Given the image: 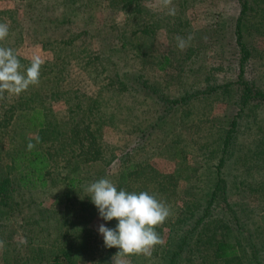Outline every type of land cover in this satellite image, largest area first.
Returning <instances> with one entry per match:
<instances>
[{"label":"rangeland","instance_id":"1","mask_svg":"<svg viewBox=\"0 0 264 264\" xmlns=\"http://www.w3.org/2000/svg\"><path fill=\"white\" fill-rule=\"evenodd\" d=\"M156 3L157 0H145L140 18L147 26L141 27L140 19L128 12L117 9L109 14L106 10L97 11L100 4L96 0L90 1L87 8L86 0H78L72 6V23L63 27L68 30L65 32L48 24L50 19L59 18L56 0H0V22L10 25L9 36L0 41V46L16 50L25 67L33 55L39 54L45 60L38 86H31L18 96L5 93L4 99H0V180H9L7 192L0 194V211L7 212L0 215V240L5 242L4 249L0 250V264H47L43 260L57 251L59 243L53 242L54 235H50L48 242V238L43 239L44 235L40 242L39 237L28 230L37 233L35 220L41 219L40 214L44 213V220L48 221L50 212L56 209L55 194L61 191V176L81 179L70 193L72 199L84 200L87 197L84 189L92 182L91 177L108 178L117 185L120 177L134 165L149 167L145 173L150 184H161L168 189L167 198L163 200L170 205L172 215L156 229L165 244L157 246L151 258L136 255L129 259L132 264H169L175 234L180 232L176 222L187 213L186 207L192 196L190 188L194 187L198 192L199 187L207 186L213 168L206 151L226 135L231 120V113L226 112L224 104L213 101V94L219 86L237 80L234 32L239 5L236 0H176L173 1L176 15L171 16L166 9L154 10ZM259 8L264 10L259 4L255 9L258 16ZM86 12L93 16L91 21ZM254 19L246 27L245 36L257 72L264 73V30L256 26ZM180 28H184L185 37H192L183 51L177 47L176 40L178 36L183 37L178 32ZM255 67L251 65L246 75ZM125 75H129V82L136 81L138 93L117 86L116 78ZM153 90L170 99L186 93L190 95L194 90L213 92L202 97L203 101L191 98L183 106L179 104L173 110L176 113L168 115L160 129L147 135L149 126L156 122L160 113ZM214 96L220 97L219 93ZM27 97L43 104L47 127L42 133L29 129L26 114L20 113V107L25 109L28 106L23 105V99ZM210 103V115H205L203 111H207ZM89 108H93V112L84 113ZM185 109L191 112L188 121L198 123L199 119H207L208 124H203L199 133L197 130L177 129L180 111ZM5 113L7 124L3 122ZM89 122L92 123L91 129L95 128L93 122L100 127L97 137L101 153L99 161L85 166L80 158H75L62 168L64 157L58 152L54 154L56 158L51 157L47 178L49 187L39 188L33 184V178H29L23 188L18 186V180L30 175L22 165L9 162L7 152L15 156L32 143L49 149L52 154L59 150L61 142L71 141L70 136L76 134L78 142L86 136L88 132L84 129ZM74 128L79 133H72ZM178 136L181 152L171 144ZM253 145L249 142L240 161L248 172L247 177L258 180L259 164ZM200 146L203 150L199 149ZM13 148L16 150L12 151ZM74 150L79 153L78 148ZM64 152L70 153L69 148ZM74 163H79L80 167H74ZM237 174L238 171L231 182H239ZM259 182L249 183L258 184L260 192L251 194L250 190L240 186L229 193L227 202L238 212H249L243 219L245 230L236 231L237 235L255 231L254 239L264 241V198L261 196L264 181ZM130 184L132 189L139 185ZM7 199L10 200L9 208L5 206ZM84 214L88 218L83 228L86 229L84 252H89L90 256L76 261L78 264H94V256L108 251L98 232L99 225L114 228L117 220H102L97 208ZM69 219L74 218L70 216ZM51 223L54 224L55 220L51 219ZM78 225L81 228L84 224ZM257 226H262L263 230ZM213 233L220 238V230ZM22 237L27 239V244L19 243ZM79 244L78 240L76 246ZM166 248L169 249L167 254L164 253ZM192 250L199 258L189 264H224L207 257L200 258L201 255L210 256L207 244L194 246ZM117 251L116 248L109 249V264ZM254 253L243 255L237 264H256L251 258ZM177 264H187L183 255L177 259Z\"/></svg>","mask_w":264,"mask_h":264},{"label":"trees","instance_id":"2","mask_svg":"<svg viewBox=\"0 0 264 264\" xmlns=\"http://www.w3.org/2000/svg\"><path fill=\"white\" fill-rule=\"evenodd\" d=\"M77 1L78 0H56L59 18L55 20L50 19L48 24L53 26L55 30L62 29V31H68L64 30L63 27L72 23V6L73 4H76ZM86 1L87 5L85 8L90 5V1L92 0ZM96 1L100 4L99 7L97 6V11L106 10L110 14L119 9L120 11L128 12L136 18H139L141 27L147 26V23L142 24L143 20L140 18V15L143 13L142 10L145 0ZM236 1L239 5V15L235 20L234 41L237 50L234 55L238 58V76L235 82H227L219 86L213 94V101H218L224 104L226 112L229 111L232 115L231 120L228 122L226 135L222 139H219L217 144L215 143V147L211 148V150L207 149L206 151L209 156L208 158L212 161L213 168V171L211 172L212 177L208 178L209 180H207V186L199 187L198 192L194 187L190 186L192 187L190 188L192 193V196L190 195L191 201L188 202L189 205L186 207L187 213H184L185 215L176 222L177 226L179 224L180 229H178L180 232L178 231L175 234V244L172 245L173 249L170 251L171 257L169 259V264H177V259L182 255L184 256L187 264H189V262L191 263L195 258H199L192 248L194 246H204V244L208 245L210 256L201 255L200 258L205 259V257H207L211 260L213 259L224 264H237L242 261L243 255L255 252L254 254H251V258L256 262V264H260V262L262 263L261 260L264 259V241H262V238L257 240L254 239L255 231L251 232L248 230L247 234L244 233L238 235L236 232L243 228V230H245L246 224L245 222L243 223V219L244 215H249V212L246 213V211L243 210L238 212L239 210L233 208L232 205L227 202V197L233 189H238L241 186L246 190H250L251 194H255L260 192L259 190L261 189L257 188L258 184L249 182L260 183L259 181H264V73L257 72V68L255 67L256 61L255 58H253V53L250 50L249 42L246 40L247 38L245 36V29L252 21V18H256L254 19V23L256 26H259L264 30V10L259 8V16L255 12V9H258L259 4L264 7V0ZM86 14L91 21L93 16L88 14V12H86ZM179 23L183 24V21H179ZM184 28H180L178 32L183 35L184 38H187L188 36L185 37ZM74 39L78 40L77 38H72L71 40ZM165 61L167 62L166 59L164 62ZM227 61L229 62L230 60ZM163 64L164 63H162V65ZM251 65L256 69H250V71H248V75H246L247 70ZM128 76L129 75H125L123 78H116V81L118 82L117 86H120L121 89L126 88L133 92H137L139 90V86L135 84L136 81L129 82ZM212 92L194 90L190 95L189 93H186L179 98L170 99L160 95L156 90H153L152 94L155 97V103L160 106L158 107L160 113L156 122L149 126L150 131L147 132V135H149L153 130L155 131L156 129H160L165 124V120L168 115L172 113V115H174L176 113V111L173 110H175L179 104H182L183 106L191 98L203 101L205 99L202 97L207 95V93L209 95ZM35 93L34 96L36 95ZM216 93H219L220 97L214 96ZM24 104L28 105L25 109L20 107ZM23 105L20 104L18 107H20L19 110L21 115L26 114L27 116L26 123L29 125L28 128L31 130H38L42 133L47 127L45 110L42 107V102H38L27 97L23 99ZM96 105L97 103L92 107ZM77 109L80 111V106H77ZM211 109V103L207 104V111L203 112H205V115H210ZM88 111H90L89 113H92L93 108L85 109L84 113ZM180 112L181 119L180 123L177 125V129L197 130V133H199L202 125L207 122V119H199L198 123L186 120L189 115H191L189 109L181 110ZM3 122L5 124L8 122L7 113L4 114ZM91 124L92 123L89 122L86 126L84 130L88 133L86 136L81 138L79 142L77 141L76 134H74L68 138L71 139V141L66 139L68 142H61L58 148L59 150L54 151L52 154L49 149H44L43 146H35L32 150H28V147H26L24 151L22 150L18 152L15 156H12L10 151L7 152L6 156L9 159V162H16L18 163V166L22 165L24 167V171L27 172V175H30V177L27 176L26 178L18 180V186L23 188L26 185V181H28L29 178H33V184L37 185L39 188L44 189L49 187L47 178L50 174L49 170L51 168V157L54 158V154L58 152H60V154L64 157L62 160L64 163L62 168H66V165H68L71 160L75 158H80L81 163L85 166L99 161L101 159V153L99 151L100 145L97 143V137L100 127L98 124L93 122L95 128L91 129ZM89 131H91V134ZM93 131L96 132V135H94ZM72 133L79 132L74 128ZM174 139L171 141L172 146L175 145L178 147L176 151L181 152L178 146V144H180L179 136ZM84 140H86V143L83 142ZM249 142L254 143L253 147L256 149V155L258 157V180L257 178L251 180L250 176L247 177L248 172L240 161V156L244 154ZM75 147L79 149V153L77 154L74 150ZM66 148H69L70 153L64 152ZM199 149L203 150L201 146ZM15 150L16 149L13 148L12 151ZM212 159H214V162ZM78 164L79 163H74V167H80ZM238 168L240 170H238ZM148 169L150 168L138 165L129 167V171L124 173L118 180V189H126L130 192L134 190H137L138 192L148 191L150 193L157 194L160 199H166L167 197L165 194L168 189L163 187L161 184L159 186H153L150 184L151 181L146 179L147 174L145 173ZM237 171V176L239 175V182H231V180H235L234 174H236ZM61 178V191H58L55 194L56 209L50 212L49 217L53 219V221L55 220V223L52 224L51 219L49 218L48 221L47 219L44 220V213H41L40 216L42 218L35 220V230L38 232L36 233L34 230H28V233L36 234V236L39 237L40 242H42L41 239L44 235V240L48 238L46 242L49 241L50 235H54L55 240L53 242L55 243L57 241L59 243L57 251L52 252L49 258L43 260L45 263L78 264L76 261L77 259H85V256H90L89 252H84L83 242L86 240L84 235L86 229L83 228L86 226L85 223L88 219L87 215L84 213L89 210H93L96 206L92 203L90 197L88 196L84 198V200L77 198L72 199L70 191L76 189V185L78 182H81V179L68 176H61ZM140 178H143V180H139ZM98 179L101 178L94 176L91 177L90 180L94 182ZM242 180L243 182H241ZM130 183L139 185L136 189H132ZM8 186L9 180L7 178L5 180L1 178L0 194H5L8 190ZM196 193H198V196ZM261 196L264 198V192H262ZM9 202L10 200H5L6 208L10 207ZM221 203H223V206ZM3 211H0V215L7 213L6 211ZM70 216L74 219H69ZM78 223H83L84 225H81L80 228ZM67 227L68 229H66ZM233 227L237 230H234ZM257 229L261 230L262 226L260 228L257 226ZM218 230L221 232L220 238H217V235L213 233ZM78 240L80 244L76 246ZM254 240H256L255 243H253ZM168 246L169 244L167 247ZM109 249L110 248H108L107 253H109ZM168 251L169 249L166 248L164 253L167 254ZM107 253L97 254V256L93 257L92 262L94 264H109V254ZM22 264L25 263L23 262Z\"/></svg>","mask_w":264,"mask_h":264},{"label":"clouds","instance_id":"3","mask_svg":"<svg viewBox=\"0 0 264 264\" xmlns=\"http://www.w3.org/2000/svg\"><path fill=\"white\" fill-rule=\"evenodd\" d=\"M165 9L168 15H176L173 0H157L154 10ZM9 33V23L0 22V41H4ZM191 39V35L187 38L178 36L177 47L183 51L189 46ZM44 63L45 60L36 54L25 67L16 50L0 46V99H4L5 93L18 96L31 86H38ZM27 147L32 150L35 145L29 143ZM84 191L98 209L102 220H117L114 228L104 224L98 227L104 246L118 249L112 256V264H132L129 257L136 255L151 258L154 249L165 244L156 229L169 219L172 209L157 194L118 189L108 178L91 182L85 186ZM19 243L27 244V239L22 237ZM4 247L5 242L0 240V250Z\"/></svg>","mask_w":264,"mask_h":264}]
</instances>
